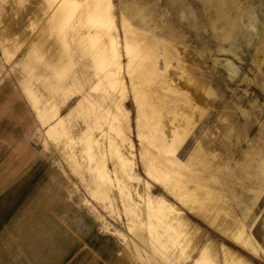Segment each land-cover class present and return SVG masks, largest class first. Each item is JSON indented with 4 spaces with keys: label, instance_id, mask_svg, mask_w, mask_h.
<instances>
[{
    "label": "rangeland",
    "instance_id": "374dc122",
    "mask_svg": "<svg viewBox=\"0 0 264 264\" xmlns=\"http://www.w3.org/2000/svg\"><path fill=\"white\" fill-rule=\"evenodd\" d=\"M0 264H264V0H0Z\"/></svg>",
    "mask_w": 264,
    "mask_h": 264
},
{
    "label": "bare ground",
    "instance_id": "6f19581e",
    "mask_svg": "<svg viewBox=\"0 0 264 264\" xmlns=\"http://www.w3.org/2000/svg\"><path fill=\"white\" fill-rule=\"evenodd\" d=\"M190 81H191V79H190ZM199 83V88H201V86H200V82H198ZM197 83V84H198ZM28 90V88L25 86V84H24V90L25 91H27ZM191 89V88H190ZM29 91V90H28ZM27 91V92H28ZM194 93L192 94L193 96H194V99L197 101V102H199L200 100H201V95H199L198 93H195V91H193ZM28 96H29V98L31 97V95L30 94H28ZM25 97V96H24ZM30 101H31V98H30Z\"/></svg>",
    "mask_w": 264,
    "mask_h": 264
}]
</instances>
